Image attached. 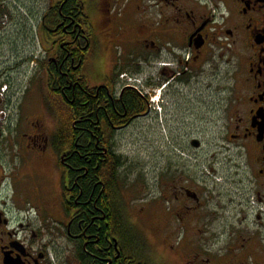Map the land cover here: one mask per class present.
<instances>
[{
    "label": "flooded vegetation",
    "instance_id": "flooded-vegetation-1",
    "mask_svg": "<svg viewBox=\"0 0 264 264\" xmlns=\"http://www.w3.org/2000/svg\"><path fill=\"white\" fill-rule=\"evenodd\" d=\"M0 77V264H264L259 230L208 245L209 195L186 159L240 157L239 217L264 226V0H0ZM153 122L185 127L177 153L131 184L121 134Z\"/></svg>",
    "mask_w": 264,
    "mask_h": 264
},
{
    "label": "rangeland",
    "instance_id": "rangeland-1",
    "mask_svg": "<svg viewBox=\"0 0 264 264\" xmlns=\"http://www.w3.org/2000/svg\"><path fill=\"white\" fill-rule=\"evenodd\" d=\"M22 16L23 15L13 13L12 16L5 17V20L8 19L7 27L12 36L13 31L15 33L17 27H23V25L13 27L14 23L11 20L12 17L15 18V24H17L21 22ZM1 22L5 21L1 20ZM36 22L37 21L32 20L30 26L27 27L29 35H33ZM12 43L15 46L20 45L21 40L12 39ZM10 45L11 44L6 45L3 50L6 52ZM1 59L3 60L4 58ZM26 79L27 77H22L15 81L12 80L13 83H17L15 88L16 92L13 96V103L15 106L23 96L22 91L26 85ZM5 84H8V86L10 85L9 79L0 77V88ZM35 98L37 102L40 101L38 96ZM174 129L175 131H172L170 126H166L162 122H153L146 124L142 128L139 126L130 127L121 134L118 151L123 158L127 159L122 174L129 183L133 184V182H135L138 178L137 174L141 172V169H148V177L151 178L152 172L161 158L177 153L170 136L181 133L185 127H174ZM190 150L192 155L190 158H186L190 166V181L192 183L199 182V186L203 187V194L209 195L208 200L211 207L208 211L211 220H207L206 226L203 227V230L206 232L205 237L208 245L211 244L212 247L222 246V242H217L218 240L215 238L219 232L243 230L247 227L250 230H259L264 238V226L261 222L257 221L251 211L247 213V220L241 221L239 217L241 208L238 203L242 204L244 197L238 195L240 191H238L239 188L237 185L228 181L229 175L238 179L239 172H241L240 175L242 176L244 172L246 173L243 160L240 157H236L228 166H225L223 157L216 161L210 154H202V149L197 150L191 146ZM201 154V158L195 157ZM171 157H173V155H171ZM246 176H248L247 173ZM246 193H249V191ZM248 195L249 194L246 195V198ZM229 200H233L235 203L229 207V209H226L223 216L216 215L214 205L218 202L226 204ZM155 228L156 227H154V230ZM144 232L148 237L149 243L156 248L159 256L165 260L169 259L171 257V252L167 248L165 240L162 239L160 235L154 234L150 227L145 226ZM179 234L175 236L173 240L176 242V246L183 240L184 233ZM190 236L192 239L196 237L194 231L191 232Z\"/></svg>",
    "mask_w": 264,
    "mask_h": 264
},
{
    "label": "trees",
    "instance_id": "trees-1",
    "mask_svg": "<svg viewBox=\"0 0 264 264\" xmlns=\"http://www.w3.org/2000/svg\"><path fill=\"white\" fill-rule=\"evenodd\" d=\"M126 160H127V159L123 158L122 156H119V157H118V161H119V164H120V165H125Z\"/></svg>",
    "mask_w": 264,
    "mask_h": 264
}]
</instances>
